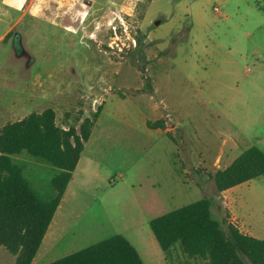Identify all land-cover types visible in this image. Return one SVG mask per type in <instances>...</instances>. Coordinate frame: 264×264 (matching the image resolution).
Wrapping results in <instances>:
<instances>
[{
  "label": "rangeland",
  "instance_id": "rangeland-1",
  "mask_svg": "<svg viewBox=\"0 0 264 264\" xmlns=\"http://www.w3.org/2000/svg\"><path fill=\"white\" fill-rule=\"evenodd\" d=\"M31 1L39 11L47 1L54 21L26 16L0 41V92L20 94L22 114L53 108L65 128L104 104L66 189L56 246L42 244L31 264L118 234L144 264H206L179 245L163 252L149 225L204 197L224 227L264 239V175L221 193L212 178L246 148L264 151V0H161L145 21L139 0H112L114 11L110 0H26L22 10L0 0V36ZM146 77L152 91H141ZM152 117L165 128H148ZM224 141L237 145L221 151ZM12 160L42 199L54 197L48 161L26 151ZM14 261L0 246V264Z\"/></svg>",
  "mask_w": 264,
  "mask_h": 264
},
{
  "label": "trees",
  "instance_id": "trees-1",
  "mask_svg": "<svg viewBox=\"0 0 264 264\" xmlns=\"http://www.w3.org/2000/svg\"><path fill=\"white\" fill-rule=\"evenodd\" d=\"M146 80L141 91H152L148 77ZM101 110L99 105L95 117L85 118L79 128L60 127L51 107L0 128V246L15 257L14 264H31L38 253ZM147 126L165 128L162 119L148 121ZM22 151L58 170L51 180L56 191L53 199H42L24 177L22 167L13 162L11 156ZM263 175L264 151L253 145L212 178L221 193ZM213 203V197H204L151 220V231L162 251L168 253L179 245L188 258H200L206 264H264V239L244 234L233 225L224 227L212 212ZM47 264L144 261L138 249L118 234Z\"/></svg>",
  "mask_w": 264,
  "mask_h": 264
},
{
  "label": "crops",
  "instance_id": "crops-1",
  "mask_svg": "<svg viewBox=\"0 0 264 264\" xmlns=\"http://www.w3.org/2000/svg\"><path fill=\"white\" fill-rule=\"evenodd\" d=\"M3 1H5V2H7L8 0H3ZM140 1V3L143 5V7H144V10H145V14H144V21L146 20V14H147V12L154 6V5H158V3L161 1V0H139ZM26 2V0H15V4H17L18 5V9L19 10H22L23 9V4ZM47 2V1H46ZM45 2V4H41L40 5V8H41V10L39 11V9L38 8H35V4L33 3V1H31L30 2V4L28 5V7L23 11V13H22V15H21V17L17 20V21H15V22H12V23H10V25H9V27H8V29H7V31L3 34V35H1L0 36V41H3V42H5V38H6V35L9 33V32H12L13 30H14V28H15V26H16V24H18L20 21H21V19L22 18H24V17H26V16H30V17H33V18H39V17H37V15L39 14V13H45V15L47 16V17H50L51 18V20H46V21H51V23H53V16H51L49 13H48V5H47V3ZM113 1L112 0H110V1H108L107 2V4H108V10H110V11H114L115 9L111 6V5H113ZM187 4V2L186 1H182V5H186ZM189 4V3H188ZM191 4V3H190ZM44 7V8H43ZM38 13V14H37ZM53 20V21H52ZM3 84V83H2ZM1 84V85H2ZM2 88H3V85H2ZM28 100H30V98L28 97ZM26 105H27V102H26V100L25 99H23L22 97H21V95L20 94H16V95H14V96H12L11 98L10 97H8L6 94H4V92L3 91H1L0 92V128L3 126V125H5L6 123H11V122H14V121H17V120H20V119H22L23 117H25L26 115H28V114H30V113H23L22 114V110L26 107ZM102 105V110H101V112H100V114L102 113V111H103V105L104 104H101ZM152 110L154 111V113L156 114V111H157V108H156V106L154 105L153 106V108H152ZM22 114V115H21ZM99 114V115H100ZM98 119H96V121H97ZM157 120H159V118L157 117V118H155V117H152V118H150V119H147L146 120V122H145V124H146V126H147V123H148V121H152V122H154V121H157ZM95 121V122H96ZM148 127V126H147ZM176 127H178V125H176ZM63 128H65V127H63ZM66 129V128H65ZM154 130H158V129H154ZM159 130H162V129H159ZM89 141V140H88ZM86 144V143H85ZM235 144L237 145V143H236V141H231V142H227V141H224V143H223V145L220 147V150L221 151H224V149L223 148H230V147H234L235 146ZM84 149H85V145H84ZM244 151V150H243ZM242 151V152H243ZM84 152V151H83ZM241 152V153H242ZM20 154V153H19ZM19 154H16V155H19ZM191 155V154H190ZM13 156V155H12ZM12 156H11V158H12ZM238 156V155H237ZM236 156V157H237ZM235 157V158H236ZM234 158V159H235ZM233 159V160H234ZM232 160V161H233ZM231 161V162H232ZM80 164V163H79ZM231 164V163H230ZM229 164V165H230ZM78 168H79V165H78V167H77V169L72 173V179H71V181L73 180V177H74V175H75V173H76V171L78 170ZM71 181H70V183H71ZM69 183V184H70ZM68 188V187H67ZM235 188V187H234ZM231 189H233V188H231ZM231 189H229V190H231ZM229 190H227V191H229ZM227 191H224V192H227ZM56 196V191H55V195H54V197ZM53 197V198H54ZM53 198H51V199H53ZM50 199V200H51ZM65 193H64V195H63V198H62V200H61V202H60V204H59V206H58V208H57V210H56V212H55V214H54V217H53V219H52V221H51V223H50V226H49V228H48V230H47V232H46V234H45V237H44V239H43V241H42V243H41V245L42 244H44V246H45V248H46V253L47 252H51L54 248H55V246H56V244H55V237L57 236V228H58V225L60 224V221H61V219H62V210H63V204H64V202H65ZM102 241V240H101ZM99 242V241H98ZM97 243V242H96ZM95 244V243H94ZM92 245V244H91ZM90 246V245H89ZM86 247H88V246H86ZM86 247H84V248H86ZM84 248H81V249H84ZM81 249H79V250H81ZM79 250H77V251H79ZM74 252H76V251H74ZM73 253V252H72ZM69 254H71V253H69ZM69 254H67V255H69ZM64 256H66V255H64ZM64 256H62V257H64ZM61 258V257H60ZM57 259H59V258H57ZM56 260V259H55ZM54 261V260H53ZM52 262V261H51Z\"/></svg>",
  "mask_w": 264,
  "mask_h": 264
},
{
  "label": "built area",
  "instance_id": "built-area-1",
  "mask_svg": "<svg viewBox=\"0 0 264 264\" xmlns=\"http://www.w3.org/2000/svg\"><path fill=\"white\" fill-rule=\"evenodd\" d=\"M214 11L216 12V13H220V11H219V8L218 7H214ZM134 41V40H133ZM134 43H135V41H134Z\"/></svg>",
  "mask_w": 264,
  "mask_h": 264
},
{
  "label": "water",
  "instance_id": "water-1",
  "mask_svg": "<svg viewBox=\"0 0 264 264\" xmlns=\"http://www.w3.org/2000/svg\"><path fill=\"white\" fill-rule=\"evenodd\" d=\"M157 24H158V22H157Z\"/></svg>",
  "mask_w": 264,
  "mask_h": 264
}]
</instances>
